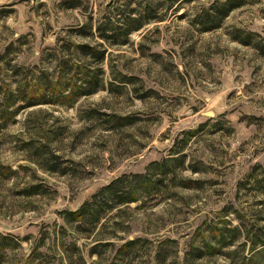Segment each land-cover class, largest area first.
Instances as JSON below:
<instances>
[{
    "label": "rangeland",
    "instance_id": "1",
    "mask_svg": "<svg viewBox=\"0 0 264 264\" xmlns=\"http://www.w3.org/2000/svg\"><path fill=\"white\" fill-rule=\"evenodd\" d=\"M0 264H264V0H0Z\"/></svg>",
    "mask_w": 264,
    "mask_h": 264
},
{
    "label": "trees",
    "instance_id": "2",
    "mask_svg": "<svg viewBox=\"0 0 264 264\" xmlns=\"http://www.w3.org/2000/svg\"><path fill=\"white\" fill-rule=\"evenodd\" d=\"M232 7H233V5H229V7L226 8L224 14L226 15L229 12V10H231ZM104 37L106 39L109 38V36H107V35H104ZM82 52L85 56L98 57V53L91 46L82 47ZM103 55L104 54H100V59H103ZM91 84H96L95 85L96 87L90 91V92H93L96 90L98 83L92 82ZM89 93L80 92L78 94H89ZM166 162H164V164ZM164 167L169 168L168 165H164ZM135 177L137 178L136 181L140 185L151 184V182L149 183L150 179L147 180V178H145L143 175H135ZM119 181H121V180H119ZM119 186H120V183H117V182L110 184V185L104 187L102 189V191H100V194L102 193L101 195L95 196L97 198L100 197V200L102 199L100 201L101 206H102L101 208H104V205L112 207V204L114 205V203L120 204L123 202H131L132 200H135V196H134L135 190L131 189L128 192H125V191L121 192L122 190H118V189H120ZM109 202H113V203L109 204ZM97 210H100V209H95L94 204H92V202H86L78 212L74 213V215L75 216L81 215L83 217L87 214H92V213L98 215ZM99 216H97V218H99Z\"/></svg>",
    "mask_w": 264,
    "mask_h": 264
},
{
    "label": "water",
    "instance_id": "3",
    "mask_svg": "<svg viewBox=\"0 0 264 264\" xmlns=\"http://www.w3.org/2000/svg\"><path fill=\"white\" fill-rule=\"evenodd\" d=\"M209 115H211V116H212V115H213V113H212V112H210V113H209Z\"/></svg>",
    "mask_w": 264,
    "mask_h": 264
}]
</instances>
